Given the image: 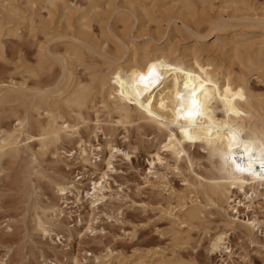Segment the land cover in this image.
<instances>
[{
  "label": "bare ground",
  "instance_id": "6f19581e",
  "mask_svg": "<svg viewBox=\"0 0 264 264\" xmlns=\"http://www.w3.org/2000/svg\"><path fill=\"white\" fill-rule=\"evenodd\" d=\"M15 1L18 2L0 0V15L5 18L0 21V57L4 55V36L21 38L22 35V20L18 22L17 19H25L22 15L28 11L14 5ZM121 1L125 5L134 2ZM175 1L180 4V9L189 12L199 6L197 1L206 2ZM223 2L225 14L215 19L204 18L206 26L184 23V28L200 41L210 35L218 37L234 32L233 46L223 48L224 53H231L233 61H238L239 73L232 70L233 67L223 70L209 53L204 57L201 47L194 48L189 56L180 57L169 45L159 47L151 38L141 43L136 42L137 39L128 41L114 29L105 32L101 25L99 36L93 25L101 12L100 0H86L85 3L77 0H27L33 5L39 3L40 9L47 11L48 19L38 21L41 23L39 31L47 36L48 28L54 30L58 34L55 39L62 41L54 47L48 43L38 46L37 63L31 62L36 65L23 71L24 80H33L30 85L25 81L0 85V174L8 156L17 158L29 153L36 162L37 154L52 149L53 154L60 157L59 151L64 149L66 153L68 142L77 146L76 151H69L72 160L86 168L90 165L97 169L107 145L85 140L83 129H92L97 140L99 132H104L108 124L109 127H147L160 137L151 165L155 164V159L160 163L165 160L164 151L174 159L175 170L182 172L181 162H184L189 174L196 175L185 179L196 195L194 207L185 213L179 210L177 216L172 214L177 221L187 223L200 218L203 211L199 197L204 198L206 205H216L223 210L225 205L231 209L232 214L227 215L224 225L210 233L208 243L209 253L226 257L224 261L228 264L235 252L230 231L235 226H246L254 232L264 225L255 214L245 224L239 221L240 207L244 206L248 211L255 209V198L264 193V171L258 162L245 172L238 171L233 163L235 158L237 163L247 165L250 155L257 161L264 155V102L247 79L249 74H264V13L243 12L244 0ZM230 7L232 11L227 13ZM35 14L33 12L32 17L27 18L30 31L35 30ZM121 17L119 20L124 23L130 18L128 14ZM256 30L261 32V38L246 39L245 36ZM79 69L86 72L87 77L80 76ZM159 82L162 87L161 83L155 86ZM189 102L190 107L187 106ZM91 110L96 113L94 119L89 115ZM201 113L208 120L202 119ZM102 115L108 116L107 121L101 118ZM12 118L9 123H2ZM196 145L206 151L208 166L204 175L198 174L194 168L197 159L189 147ZM94 155L98 160L92 162ZM41 170L33 167L31 173L47 179L59 201L67 204L63 207L59 202L48 201L35 206V225L45 236L60 235L69 200L79 209L90 204L94 210L105 198L107 186L102 181L107 175L105 172L100 173V182L94 180L93 186L87 189L80 181L49 177ZM70 236L63 235L62 238L70 240ZM224 250L228 253L223 255ZM130 262L118 260L111 264ZM172 262L160 257L155 264ZM49 264L65 263L56 258Z\"/></svg>",
  "mask_w": 264,
  "mask_h": 264
},
{
  "label": "rangeland",
  "instance_id": "374dc122",
  "mask_svg": "<svg viewBox=\"0 0 264 264\" xmlns=\"http://www.w3.org/2000/svg\"><path fill=\"white\" fill-rule=\"evenodd\" d=\"M77 1L85 3L86 0ZM100 1L101 12L93 25L99 36L103 26L105 32L110 33V29H114L128 41L137 39L136 42L141 43L151 38L159 47L169 45L172 49L175 48V55L180 57L189 56L194 48L201 47L204 57L209 53L223 70L233 67L231 69L236 73L240 72L238 61H233L231 53H224L223 48L233 46L234 32L218 37L210 35L200 41L184 28V23L202 27L205 25L204 20L225 14L226 9L222 8L224 0H206L202 4L197 1L199 6L196 5L192 13L187 9H184L185 12L180 9V4L175 0H134L131 5H125L121 0ZM244 1L246 6L243 7V12L264 13V0ZM13 3L22 7V11L28 12L22 15L25 19H17L18 22L22 20L21 38L6 35L2 38L4 55L0 57V85L11 82L22 84L24 81L30 85L33 80H24L23 71L28 66L36 65L31 62L37 63L38 46L48 43L50 47H54L62 40L55 39L58 34L49 28L47 36L39 31V19H48L47 11L40 9L39 3L33 5L27 3V0ZM230 8L227 13L232 11ZM33 12L36 13V26L35 30L30 31L27 18H31ZM122 14L130 16L125 23L119 20ZM0 16V21H4L5 18ZM14 20L15 18L12 21ZM261 36V32L256 30L245 37L253 40ZM78 71L81 72L80 76L87 77L82 69ZM43 72L46 73L45 70ZM247 79L259 99L264 102V74H249ZM162 85L161 83V87ZM91 111L89 115L94 119L96 113L91 115ZM101 118L107 121L108 116L102 115ZM11 120L13 118L5 119L2 123H9ZM82 135L85 140L94 144L99 142L102 146L107 145L97 169L90 165L86 168L82 163L72 160L69 151H76L77 148L72 142L66 143V153L64 149L59 151L60 157L55 156L50 149L46 154H37L36 162L29 153L17 158H5L0 174V262L49 264L57 258L65 264H111L118 260L131 261L130 264H155L163 257L173 261L172 264H227L224 261L226 257L209 253L208 243L210 235L224 225L227 215L232 214L231 209L225 205V210L216 205H206L204 198L199 197L203 211L200 218L187 223L176 220L173 215L177 216L179 210L185 213L194 207L192 204H195L196 195L185 179L196 175L189 174L184 162H181L182 172L175 170L174 159L164 151L162 156L165 160L160 163L155 159V164L151 165L152 154L159 147L158 135L151 133L147 127H109V124L104 127V132H99L97 140L92 129H83ZM110 143L112 147H109ZM36 147L38 150V146ZM189 148L197 159L195 171L204 175L208 166L206 151L198 145ZM94 157L92 162L98 156ZM33 167L42 169L49 177L80 181L87 189L93 186L94 180L100 182V173L105 172L107 175L102 180L107 186L105 198L94 210L90 204L79 209L69 200L67 215L62 217L60 235L56 236L54 233L53 238L45 236L35 225V206L44 205L48 201L59 202L63 207L67 204L59 201L47 179L31 173ZM95 171L96 174H93ZM255 202V209L248 211L244 206L240 207L241 223L245 224L254 214L264 222V193H260ZM233 229L230 237L235 252L228 264H264V225L254 232L246 226H235ZM69 234L72 235L70 240L62 238ZM226 253L227 250H224L223 255Z\"/></svg>",
  "mask_w": 264,
  "mask_h": 264
},
{
  "label": "snow or ice",
  "instance_id": "6c2138e0",
  "mask_svg": "<svg viewBox=\"0 0 264 264\" xmlns=\"http://www.w3.org/2000/svg\"><path fill=\"white\" fill-rule=\"evenodd\" d=\"M235 139V137H233ZM241 143H244L243 141H241ZM237 147L239 148V145H237ZM245 152L248 151L247 147H245L244 149ZM241 159H243V157H241ZM259 163L260 164V168L262 171H264V155H262V158L259 159V161L255 160L251 155L249 156V159H248V163L247 165H243L241 163H237L235 158L233 159V163L235 164L236 166V169L240 172H245V171H250L251 168H252V165L254 163Z\"/></svg>",
  "mask_w": 264,
  "mask_h": 264
}]
</instances>
